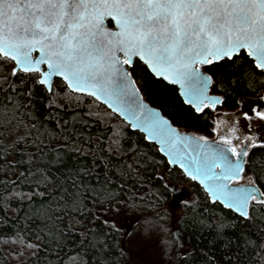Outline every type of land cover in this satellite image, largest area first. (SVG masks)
Wrapping results in <instances>:
<instances>
[{"label":"snow or ice","instance_id":"1","mask_svg":"<svg viewBox=\"0 0 264 264\" xmlns=\"http://www.w3.org/2000/svg\"><path fill=\"white\" fill-rule=\"evenodd\" d=\"M221 62L239 66L245 77L264 83V0H0V137L12 130L14 122L25 128L7 145L0 139V199L31 203L32 217L46 221L40 230L43 243L27 244L31 255L51 245L45 264H90L85 248L99 251L103 243L96 238L97 217L88 211L87 201L115 211L111 178L107 171L101 181L88 168L64 172L58 166L70 152L83 156L86 149H95L91 156L95 161L98 154L118 152L122 145L118 136L110 145L107 139L95 143L91 138L81 144L79 134L77 138L65 134L68 121L56 119L55 129L45 127L28 110L32 95L28 85L44 86L53 110L71 107L81 97L101 102L147 133L171 163H179L204 187L213 203L242 220L264 213V172H256L246 160L249 148L264 141L233 136L238 130L235 123L227 132L213 128L219 140L182 135L144 103L133 77L146 66L154 76L178 85L184 103L207 116L223 103L209 94L217 83L212 68ZM252 112L264 121V109ZM108 115L97 107L91 118L103 125ZM242 115L251 120L248 113ZM75 119L74 114L73 123ZM93 177L95 183H89ZM25 187L31 190L24 191ZM37 200L40 207H35ZM86 211L92 217L88 224L83 222ZM103 223L119 231L115 221ZM228 226L223 218L215 221L218 234ZM157 227L167 231L151 221L146 230ZM77 232L80 239L73 237L66 245V238ZM16 237L22 242L21 233ZM161 243L167 256L169 242L162 238ZM242 243L256 253L257 264H264V235L253 239L242 234Z\"/></svg>","mask_w":264,"mask_h":264},{"label":"trees","instance_id":"2","mask_svg":"<svg viewBox=\"0 0 264 264\" xmlns=\"http://www.w3.org/2000/svg\"><path fill=\"white\" fill-rule=\"evenodd\" d=\"M212 72L215 73L214 81L217 83L212 85L211 91L223 97L226 108H236L242 104L244 98L260 94L264 90V83L245 77L239 66H229L221 62V66L212 68ZM133 75L144 97L159 107L182 130L206 137L214 134L213 113L210 112L206 116L204 113L195 112L184 103L175 85L155 77L146 66L138 68ZM28 86L32 88L30 104L29 100L24 102L29 104L28 110L36 121L45 127L55 129L56 119L68 121L69 132L65 134L73 138H77L79 134L81 144L88 138L95 143L107 139L109 145L117 136L120 139L122 147L118 152L105 151L98 154L95 161L91 159L95 149H86L83 156L70 152L58 166L64 172H71L80 167L88 168L94 174H99L101 181L107 171L108 177L111 178L110 187L114 189L116 196L115 211L112 206H105L108 209L105 211L104 207L87 201L88 211L95 213L97 217L93 221L96 238L103 243L99 251L92 247L85 248L90 264L125 263L128 259L125 249L126 227L131 228L133 223L139 228V224L144 225L149 221L157 222V225L168 224L173 215V224L176 229H180L185 250L178 252V248H172L174 264H208L209 261L214 264H257L256 253L244 248L242 234L253 239L264 235V220L260 219L264 213H254L257 218L252 221L242 220L232 210L218 202L213 203L198 183L187 178L177 166L169 165L155 144L147 141L141 132L132 130L129 124L111 113V110L99 101L81 97L80 102H73L71 107L53 110L48 106L49 93L44 86ZM97 107L109 114L105 117L103 125L94 123L91 118ZM74 114L76 119L73 123ZM84 120L88 123L85 124ZM11 129L4 137H0L5 145L12 142L15 135L25 131L23 124L17 125L15 122ZM247 160L256 172H264V145L258 144L249 148ZM128 164L132 165V169L127 168ZM51 170L54 175L59 174L56 167ZM160 170L167 177L161 176ZM121 171L126 174L122 176ZM249 174L252 175L251 172ZM88 182L94 184L95 178H89ZM23 190L31 189L25 187ZM175 198L178 204L173 202ZM40 204L37 200L35 207H40ZM173 204L178 210L169 207ZM190 204L194 206L190 207ZM33 207V204L27 202L0 199V264H45V257L51 258V245L42 248L35 256L30 254L33 250L27 248L29 242L42 244L45 239L40 230L45 227L46 221L32 217ZM219 218L230 223L222 234H218L215 227V221ZM105 219L115 221L119 231H113L110 226L105 225ZM91 220L92 217L86 211L84 224ZM16 233L22 234V242L17 240ZM37 234L40 235V240L35 239ZM73 237L77 241L80 239L78 232L72 233L66 238V245H71ZM85 243L88 245L90 242ZM183 253L186 255H182Z\"/></svg>","mask_w":264,"mask_h":264},{"label":"rangeland","instance_id":"3","mask_svg":"<svg viewBox=\"0 0 264 264\" xmlns=\"http://www.w3.org/2000/svg\"><path fill=\"white\" fill-rule=\"evenodd\" d=\"M262 94H263V91L260 94H255L257 95L255 97H260V98L253 99V100H256L257 105L259 106V110L263 109V102H262L263 100L261 99ZM251 101L252 99L250 98V96L246 97L243 99L241 105H247L251 103ZM249 116L251 117V120L246 118V121L248 119L250 124L251 123L255 124L257 123L258 120H260L254 114L253 115L249 114ZM217 118H218V115L214 116V121H218ZM223 118L224 120L228 121L227 123H232L236 119V117L232 118L230 117V115H226ZM215 126H217V124ZM251 134L253 135L255 140L264 141V125L263 127L260 128V131L257 136L255 133V130L254 132L252 131ZM159 173L161 176L167 177L162 170H160ZM186 185L187 183L184 184L185 187ZM174 195L178 196V194H174ZM173 202L177 203L178 200H176L175 198V201L173 200ZM169 207L172 210H178L175 204L169 205ZM173 223H174V215L170 223L161 224L166 230H168L169 228V232L167 231L162 232L159 230L158 227L155 230H146L148 223L144 225L139 224V228L135 227L137 224L131 223V228L126 227L127 236L125 239V249L127 251L128 259L125 263H121V264H174L172 248L173 247L178 248V252H183L185 250L183 249L184 244H183V240L181 239L182 237L180 236V234L173 235V231L176 230L175 224ZM154 224L157 225V222ZM168 225H170L171 227L167 228ZM162 238L166 239L169 242V251H168L167 256L164 254L165 249H164V245L161 243Z\"/></svg>","mask_w":264,"mask_h":264},{"label":"flooded vegetation","instance_id":"4","mask_svg":"<svg viewBox=\"0 0 264 264\" xmlns=\"http://www.w3.org/2000/svg\"><path fill=\"white\" fill-rule=\"evenodd\" d=\"M255 96H257V95H251L250 96L252 101H251V103H249L247 105H239L236 108H226L223 104V106L218 107L212 113L214 116L218 115V117L222 118L223 120H224L223 117H225L226 115H230V117H232V118L236 117L235 121L232 123H235L238 130L236 132L232 133L233 136L239 135V136H241V138H243V136H246V135L253 136L251 133H252V131L254 132V130H255V133L257 136L259 131H260V128L263 127V125H264V121L258 120L257 123H255L256 125L253 123H251L252 124L251 125L250 122L248 121V119L246 121V117H244L242 115V113H248L250 115H253L254 114L252 112L253 108H256L257 111H259V106L257 105L256 100H253V99H255V98L257 99L260 97H255ZM262 96H264V90H263ZM262 102H263V109H264V100ZM215 122H216L217 126L225 132H227L228 128L232 125V123H227L228 121H226V120H224V124H219L218 121H215ZM216 124H214V125H216ZM217 126H215V127L217 128ZM243 129H244V133H243ZM208 138L219 140V136L215 132L212 136H210ZM248 175H251V174L248 173ZM241 182H244V181H241Z\"/></svg>","mask_w":264,"mask_h":264},{"label":"water","instance_id":"5","mask_svg":"<svg viewBox=\"0 0 264 264\" xmlns=\"http://www.w3.org/2000/svg\"><path fill=\"white\" fill-rule=\"evenodd\" d=\"M150 71V70H149ZM133 77H134V75H133ZM156 77V76H155ZM157 78H161V79H163L162 77H157ZM54 79V81L57 79V78H53ZM134 79H135V77H134ZM164 80V79H163ZM164 81H166L167 83H169V84H171L169 81H167V80H164ZM173 85V84H172ZM136 86L140 89V87L138 86V84L136 83ZM177 88H178V92H179V94H180V91H179V86L178 85H175ZM212 90V86H211V89H210V95H214V96H217V97H219V98H221L222 100H223V97L220 95V94H216V93H214V92H212L211 91ZM140 95L143 97V99H144V103L145 104H147L150 108H152V109H155V110H158L159 112H160V114L164 117V118H166L170 123H171V125H172V127L173 128H175L180 134H182V135H194V136H199V135H197V134H195V133H192V132H188V131H185V130H182L178 125H176V124H174L173 122H172V120L167 116V115H165L163 112H162V110L159 108V107H157V106H155V105H153V104H151L145 97H144V95H143V93H142V91H141V89H140ZM181 96V95H180ZM181 98L183 99V97L181 96ZM184 101V100H183ZM101 103V102H100ZM220 106H223V103L221 104V105H218L217 106V108L218 107H220ZM216 108V109H217ZM121 119H123V118H121ZM124 120V119H123ZM127 124H129L128 123V121H126V120H124ZM129 126H130V128L132 129V130H136V131H139V132H141L144 136H145V139L147 140V141H149V142H151V143H153V144H155L157 147H158V150L160 151V145L159 144H157V143H155L154 141H152V140H150V139H148L147 138V133H145V132H142L139 128H133L132 126H131V124H129ZM243 133H244V129H243ZM210 141L211 140H218V139H209ZM160 153L167 159V161H168V163H169V165L171 166V167H175V166H177L179 169H181L182 171H183V173L185 174V176L187 177V178H189V179H191L185 172H184V169L183 168H181L180 167V165H179V163H171L170 161H169V158L164 154V152H161L160 151ZM246 160H247V158H246ZM192 180V179H191ZM193 181V180H192ZM194 182H196V183H198L199 184V182L198 181H194ZM241 183H243V182H241ZM200 185V184H199ZM203 189H204V187L202 186V185H200ZM206 192V191H205ZM207 193V192H206ZM210 198V197H209ZM210 200H211V198H210ZM212 201V200H211ZM213 202V201H212ZM179 235L180 234V229H176V230H174L173 231V235Z\"/></svg>","mask_w":264,"mask_h":264}]
</instances>
